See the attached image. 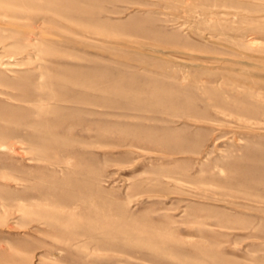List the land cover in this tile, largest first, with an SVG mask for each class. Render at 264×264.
<instances>
[{"label": "rangeland", "instance_id": "rangeland-1", "mask_svg": "<svg viewBox=\"0 0 264 264\" xmlns=\"http://www.w3.org/2000/svg\"><path fill=\"white\" fill-rule=\"evenodd\" d=\"M0 145V264H264V0H0Z\"/></svg>", "mask_w": 264, "mask_h": 264}, {"label": "bare ground", "instance_id": "bare-ground-1", "mask_svg": "<svg viewBox=\"0 0 264 264\" xmlns=\"http://www.w3.org/2000/svg\"><path fill=\"white\" fill-rule=\"evenodd\" d=\"M255 40H250V41H248L249 42V46H254L255 45V43L257 44V42H254ZM172 53V52H171ZM172 57H174V59L175 60H177L178 62H183V60L181 59V58H179V57H177L175 54L172 56ZM0 147H2V148H5V147H3V146H1L0 145Z\"/></svg>", "mask_w": 264, "mask_h": 264}]
</instances>
